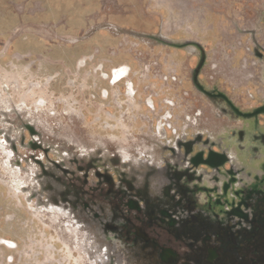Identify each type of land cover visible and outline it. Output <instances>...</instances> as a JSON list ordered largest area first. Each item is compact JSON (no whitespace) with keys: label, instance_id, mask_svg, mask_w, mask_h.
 Segmentation results:
<instances>
[{"label":"rangeland","instance_id":"rangeland-1","mask_svg":"<svg viewBox=\"0 0 264 264\" xmlns=\"http://www.w3.org/2000/svg\"><path fill=\"white\" fill-rule=\"evenodd\" d=\"M216 159L262 174L264 0H0V264H161Z\"/></svg>","mask_w":264,"mask_h":264},{"label":"flooded vegetation","instance_id":"flooded-vegetation-1","mask_svg":"<svg viewBox=\"0 0 264 264\" xmlns=\"http://www.w3.org/2000/svg\"><path fill=\"white\" fill-rule=\"evenodd\" d=\"M211 163L224 177L194 190L195 200L184 195L166 200L160 213L170 237L162 243L154 239L151 251L161 264H264V160L259 161L261 175L252 169L241 175L227 160L204 166ZM226 163L230 168L222 169Z\"/></svg>","mask_w":264,"mask_h":264},{"label":"bare ground","instance_id":"bare-ground-1","mask_svg":"<svg viewBox=\"0 0 264 264\" xmlns=\"http://www.w3.org/2000/svg\"><path fill=\"white\" fill-rule=\"evenodd\" d=\"M117 71H118V70H117ZM117 71H116V72H117ZM126 71H127V70H126V67L124 66V67H122L121 74H120L119 72H117L115 76H117L118 74H120L119 77H121V76L123 75V73H125Z\"/></svg>","mask_w":264,"mask_h":264}]
</instances>
